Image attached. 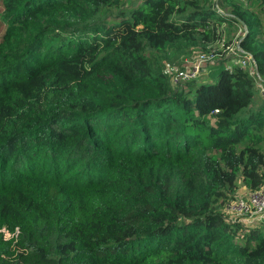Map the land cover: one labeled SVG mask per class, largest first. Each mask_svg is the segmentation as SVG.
Instances as JSON below:
<instances>
[{
  "label": "trees",
  "instance_id": "obj_1",
  "mask_svg": "<svg viewBox=\"0 0 264 264\" xmlns=\"http://www.w3.org/2000/svg\"><path fill=\"white\" fill-rule=\"evenodd\" d=\"M123 5L0 0V264H264L223 214L264 187V0Z\"/></svg>",
  "mask_w": 264,
  "mask_h": 264
},
{
  "label": "built area",
  "instance_id": "obj_2",
  "mask_svg": "<svg viewBox=\"0 0 264 264\" xmlns=\"http://www.w3.org/2000/svg\"><path fill=\"white\" fill-rule=\"evenodd\" d=\"M229 52L234 53L233 47L226 48ZM214 53H204L200 52L196 58L195 64L191 68H176L171 64H165L163 72L169 78L170 84L172 87L180 86L182 83L189 80H194L199 77V72H201L200 67L213 59ZM241 65L244 66L245 62L242 61ZM259 94L264 96V89L261 85H257ZM216 111V110H215ZM223 214L231 218L230 222H240L244 225V221L247 222V219H250L255 222L263 223L264 222V191H254L248 192L243 196H235L231 202L225 205ZM258 223V224H259ZM6 234V233H5ZM8 236V234H6Z\"/></svg>",
  "mask_w": 264,
  "mask_h": 264
},
{
  "label": "rangeland",
  "instance_id": "obj_3",
  "mask_svg": "<svg viewBox=\"0 0 264 264\" xmlns=\"http://www.w3.org/2000/svg\"><path fill=\"white\" fill-rule=\"evenodd\" d=\"M122 1L124 2V5H123L124 9H130L133 6H135V4L138 2V0H122ZM263 19H264V17H263ZM238 34H239V31L236 33H234V31H231L230 36L232 39H235L238 36ZM215 46L216 47L213 51L214 52L213 59H211L209 62L203 64L200 67L201 72H199V79L212 75L213 72L217 70V64L219 62L218 61L219 59L227 58V60H228L231 58L229 61L226 62L225 66H228V67L230 64H233V63L237 64V65H241L242 58L240 59V57H237L234 53H231V52L225 53L224 56H221V52H223L225 50V47L222 45V43H219ZM199 53H200V50H193L189 53L182 54L181 56H179L174 61L168 62L165 64H171L176 68H191V66H193L195 64L196 58L198 57ZM245 62H246V60H245ZM246 67H247V64H246ZM257 96H259V94ZM262 170L264 171V168ZM240 195L241 196L245 195V192L243 191L242 187L239 185L235 196H240ZM229 216H230L229 214H228V216L226 215L227 218ZM227 220H229V219H227ZM247 220L250 221V222H248V223H250V224H248L249 227H251L250 229H255L259 224L260 225L263 224V223L261 224L259 222L252 221L250 219H247ZM5 237H7L6 234H5Z\"/></svg>",
  "mask_w": 264,
  "mask_h": 264
},
{
  "label": "crops",
  "instance_id": "obj_4",
  "mask_svg": "<svg viewBox=\"0 0 264 264\" xmlns=\"http://www.w3.org/2000/svg\"><path fill=\"white\" fill-rule=\"evenodd\" d=\"M264 188V187H263ZM243 189V191L245 192V194H247L248 193V191H246L244 188H242ZM263 191H264V189H262ZM244 223L246 224L245 226H247V222L246 221H244ZM262 224V223H261ZM262 227H264V222H263V224H262Z\"/></svg>",
  "mask_w": 264,
  "mask_h": 264
},
{
  "label": "water",
  "instance_id": "obj_5",
  "mask_svg": "<svg viewBox=\"0 0 264 264\" xmlns=\"http://www.w3.org/2000/svg\"><path fill=\"white\" fill-rule=\"evenodd\" d=\"M254 64V63H253ZM254 69H255V71H256V66L254 65ZM256 73H257V71H256Z\"/></svg>",
  "mask_w": 264,
  "mask_h": 264
}]
</instances>
